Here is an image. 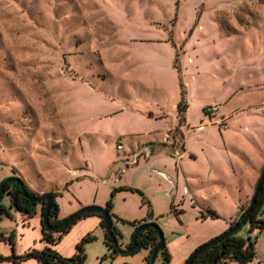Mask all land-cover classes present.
Returning <instances> with one entry per match:
<instances>
[{"label":"rangeland","instance_id":"374dc122","mask_svg":"<svg viewBox=\"0 0 264 264\" xmlns=\"http://www.w3.org/2000/svg\"><path fill=\"white\" fill-rule=\"evenodd\" d=\"M185 80L203 82L207 88L198 100L209 103L202 117L195 102L189 110L194 124L182 129L178 104L184 88L189 105ZM231 95L227 110L220 112L264 104V0H0V185L17 174L38 195L57 191L60 219L85 206L105 207L111 199L122 248L147 218L161 227L166 243L174 244L168 264H176L182 241L194 233L202 199L221 215L231 208L230 189L219 196L208 189L205 155L188 154L180 162L183 148L198 151L200 136L211 128L215 112L208 109ZM148 102H166L167 125L177 110L169 144L176 136L182 147L172 149L164 139L167 132L162 144L174 163L167 169L150 166L153 159L146 160L145 151L120 176L109 173L119 161L114 160L131 152L139 139L147 140V134H131L150 127L144 117L151 111ZM243 118L254 127L242 133V147L254 152L255 139L264 140V117L247 113ZM191 130L194 134L185 138L183 132ZM11 197L4 191L0 198L7 210L0 219V231L8 236L0 241L3 256L50 246L70 257L91 233L95 239L85 244V264H147L149 247L110 254L98 214L78 219L49 245L42 240V204L29 214ZM238 229L264 253V231H250L248 224ZM161 260L160 255L154 264ZM21 263L40 264L36 257ZM0 264L15 263L0 259Z\"/></svg>","mask_w":264,"mask_h":264},{"label":"crops","instance_id":"0c3cea01","mask_svg":"<svg viewBox=\"0 0 264 264\" xmlns=\"http://www.w3.org/2000/svg\"><path fill=\"white\" fill-rule=\"evenodd\" d=\"M185 82L187 90L186 96L189 105L187 107V111L185 112L186 119L182 129L194 124V120H191L189 116V110L195 102L199 103L198 107L201 111L200 114L202 117L204 116L202 108L205 104L209 103V101L205 102V100H198L205 95V90L207 88L203 82L192 81L190 84L186 80ZM232 95L224 100L223 103L215 105L217 106L214 111L215 117L213 120L208 121V125H211V128L206 134L200 136L201 142H199L200 146L198 147V151L195 150L194 153H192L193 151L190 150L189 147L185 146L183 148L185 151L180 159L181 162V160L188 154H193V158H197L201 153V155H205L208 160L206 161L207 167L204 170V178H207L212 183L208 189L211 190L213 196H219L225 191V189H230L232 191L230 194L233 197V200L231 199L229 202L231 204V208L226 212V215H221L217 208L214 209L215 207H211L209 202L202 199L201 203L203 204V207H201L202 209L200 211V215H196L195 217L193 227L194 233H188L186 239L182 241L180 248L182 255L176 264H182L185 262L188 255L195 249V247L206 242L216 234L226 230L229 227V224L231 225L234 220L240 216L244 208H246L251 201L264 167V140L255 139L258 142V149L254 152L245 150L242 147L241 142L242 133H248L251 131L252 127H254V125L247 122V119L243 118V116L247 113H260L264 117V104L242 106L229 112H220L221 109L226 108L227 110V105L230 103ZM147 104V108L151 111L144 114L146 115L144 117L147 118V123L150 124V127L144 132L141 131L131 134L132 137H139L140 134H147V140L142 141L139 139L138 142L131 148V152L119 156L118 159L114 160L113 163L117 160L119 161L113 165L109 173L115 170L118 176H120L129 167L131 159L134 158V160H136L135 158H139V156L145 153V151H147L146 160L150 158L153 159V161L149 163L150 166L151 164H158L167 169L174 163V157L169 154L171 150L162 148V144L164 134L173 130L178 123L177 110L172 113L174 121L170 125H167L166 117L168 116L169 110L166 102H158L153 105L148 102ZM259 107L263 108V110H260ZM253 108L257 111H254ZM236 118L242 120L237 123ZM260 123H264V120ZM214 125H218V128L215 129ZM200 128H202V126ZM194 129H199V126H195ZM189 132H183V136L188 138V136L194 134L192 130ZM158 135L159 137H157ZM183 136L182 139L184 138ZM169 145L172 149H176L181 146L176 136L173 144ZM177 163L178 160L175 161V166ZM154 171L167 176L166 173L159 169H154ZM167 177H169V175ZM169 178L172 180L171 177ZM196 201L198 202L199 200ZM210 209L215 210L219 216L216 218L209 216L202 217L201 214L206 213ZM205 222H209L208 225L211 227L204 229V226H202L199 229H196L198 223ZM188 225L189 224L185 223L187 228ZM188 231L190 230L188 229ZM166 244L168 251L172 252L171 247L174 244ZM255 248L257 255L254 259L260 258L259 263L264 264L263 251L259 247ZM159 256L160 254L158 257ZM171 260L173 261V258ZM250 262L248 264H250ZM232 263H235V261H232Z\"/></svg>","mask_w":264,"mask_h":264},{"label":"trees","instance_id":"16d2710c","mask_svg":"<svg viewBox=\"0 0 264 264\" xmlns=\"http://www.w3.org/2000/svg\"><path fill=\"white\" fill-rule=\"evenodd\" d=\"M186 109H187V102L185 99V89L183 88L182 89V99L178 104L179 124H182L185 121ZM14 175L19 176L17 174H14ZM9 178L10 177H8L7 179ZM23 181L25 182L24 179ZM4 191H9L11 193L12 204L15 205L18 209L22 210L23 212H27L31 214V212L35 210L34 206L37 203H41L42 204V214L44 213L45 208H46L45 200L42 199L37 202H32L28 196H24L22 194L20 185H18L16 182L8 180ZM26 191L29 196H32V197L38 196L37 193H35L33 190H31L28 187V185L26 186ZM50 193L54 196V199H53L52 207L49 211L48 219L52 225H56L61 220H63L58 217L59 206L55 199V197L58 195V192L50 191ZM248 206L244 208L240 216L228 228H230L233 224L237 222H241V220L244 218V222L242 223V225L248 224L250 227V231H254L255 229H258L259 231H264V183L262 187L260 188L254 202L252 203L250 211L248 212V214H246V210ZM111 207H112V202L110 199L107 202L105 208L109 211V213L111 214L113 218L114 214L111 212ZM4 213H7L6 208H4L3 206H0V219ZM88 214H98L101 217L100 224L105 229V238H106L105 242L110 251V254L114 256L115 254L119 253V251L117 250V248L115 247L113 243L112 237L108 234L106 230L103 216L101 215V213H98V212L85 213L82 216L78 217L77 219L73 220L72 222L68 223L66 226L60 228L59 230L49 229L44 224L43 219H42V240H44L49 245L56 244L70 230L72 225L76 223L78 219ZM201 215L202 217L209 216L212 218H216L219 216L215 210H211V209L208 210L206 213H202ZM145 222L155 223L154 221H148L147 218H145L144 220L139 221L137 226ZM133 224L136 225V222H133ZM112 228H113V234L119 242L120 234L114 225L112 226ZM228 228L224 232H226ZM238 230L239 229L232 231L224 235L219 241L212 243L204 251L198 254V256L193 260L191 264H227L229 261H237L239 264H248L251 260H253L256 257L257 251H256L254 244L251 241V238L249 237L248 239H246L242 237L241 235H238L237 234ZM12 237L13 235L11 234L9 239L11 243L13 244ZM7 239H8V236H6L4 232L0 231V241L1 240L5 241ZM94 239H95V236L93 234L91 233L86 234L77 243L76 245L77 251L70 257H65L61 255L60 253H58L57 251H55L50 246H47L44 249H30L25 253V255L18 256V255H15V253H13L12 256H3L0 254V259L1 260H12L13 259V262L15 264H22L21 263L22 259L26 257H36L40 264H85V259H86L85 244ZM158 242H159L158 231L153 226H150L139 232L138 237H137V247L134 251L139 249V247L141 246L149 247L150 254L147 257V264H150V259H151L153 249L158 244ZM159 254L162 257V264H168L170 261L171 255L166 245L163 249L160 250ZM122 264H130V263H122Z\"/></svg>","mask_w":264,"mask_h":264},{"label":"water","instance_id":"95a60500","mask_svg":"<svg viewBox=\"0 0 264 264\" xmlns=\"http://www.w3.org/2000/svg\"><path fill=\"white\" fill-rule=\"evenodd\" d=\"M8 180L14 181L16 182L18 185H20L22 194L24 196H28L29 199L32 202H37L40 201L42 199L45 200L46 202V208L45 211L43 213V222L44 224L51 230H59L60 228L66 226L68 223L72 222L73 220L77 219L78 217L82 216L85 213H90V212H98L101 213V215L103 216V220L106 226V230L108 232V234L112 237L113 243L115 245V247L117 248V250L120 253H129V252H134V250L137 247V237L140 231L153 226L157 231H158V235H159V242L158 244L154 247L152 255H151V259H150V264H154L156 259L158 258L159 252L161 249H163L166 245L165 242V236L163 234V231L161 229V227L157 224V223H153V222H145V223H141L139 224L134 232L131 244L127 247V248H122L121 245L119 244L117 238L114 236L113 234V218L111 216V214L109 213V211L102 206H98V205H89V206H85L81 209H79L78 211L74 212L73 214H71L70 216H68L67 218H64L63 220H61L58 224L56 225H52L49 222L48 216H49V211L52 207V203H53V199L54 196L50 193V192H45L41 195L32 197L29 196L27 191H26V183L23 181V179L20 176H11L9 179L4 180L1 185H0V198L3 195V192L5 190V186L8 182ZM264 183V167L262 169L260 178L257 182V186L255 188V192L253 195V198L250 202V205L248 206L247 210H246V214H248V212L251 209L252 203L254 202L260 188L262 187ZM244 222V218L241 220V222H237L235 224H233L230 228H228V230L226 232H222L221 234L215 236L214 238H212L210 241L208 242H204L201 245L197 246L187 257V259L185 260V262L183 264H191L193 262V260L198 256V254H200L202 251H204L208 246H210L212 243H215L216 241H219L224 235L237 230L238 228L241 227L242 223Z\"/></svg>","mask_w":264,"mask_h":264},{"label":"built area","instance_id":"2783aa9c","mask_svg":"<svg viewBox=\"0 0 264 264\" xmlns=\"http://www.w3.org/2000/svg\"><path fill=\"white\" fill-rule=\"evenodd\" d=\"M216 108H217V106H213V107H211V108L208 109V112L215 111ZM171 137H172V130L171 131H168L167 134H166V136H165V138H164L167 144H169ZM173 138H174V136H173ZM120 146L121 145L119 144V147Z\"/></svg>","mask_w":264,"mask_h":264}]
</instances>
